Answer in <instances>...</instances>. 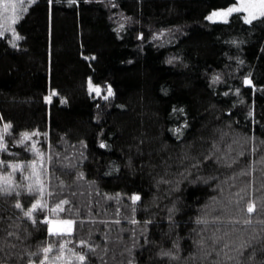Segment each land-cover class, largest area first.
<instances>
[{
    "label": "trees",
    "instance_id": "obj_1",
    "mask_svg": "<svg viewBox=\"0 0 264 264\" xmlns=\"http://www.w3.org/2000/svg\"><path fill=\"white\" fill-rule=\"evenodd\" d=\"M16 2L26 9L13 25L19 47L9 43L11 31L0 36V129L12 122L0 159L24 163L15 190L0 195V264L38 261L49 243L52 258L65 245L68 264H80L72 250L84 252L86 264H128L133 257L136 264H264V18L206 19L236 0ZM11 15V3L7 11L0 4V24ZM174 56L181 59L168 63ZM217 72L223 79L213 84ZM244 75L255 89L244 85ZM90 78L103 90L111 84L114 95L90 93ZM34 129L39 134L15 143ZM101 138L109 147L99 146ZM33 160L53 190L44 197L49 206L68 201L58 215L38 208L36 224L14 203L27 207L36 198L25 179ZM10 171L0 164V172ZM134 192L141 196L135 212ZM44 215L74 220L73 231L50 236ZM161 248L178 256L161 257Z\"/></svg>",
    "mask_w": 264,
    "mask_h": 264
},
{
    "label": "snow or ice",
    "instance_id": "obj_2",
    "mask_svg": "<svg viewBox=\"0 0 264 264\" xmlns=\"http://www.w3.org/2000/svg\"><path fill=\"white\" fill-rule=\"evenodd\" d=\"M30 2L34 3V0H30ZM76 2H79V0H76ZM11 3V17L8 18L3 24H0V36H3L6 31H11L15 39L9 40V43L12 44L14 47H19V44L16 43V40L20 39V34L17 32L16 28L13 26L19 19V11H26V9L23 7V5L20 6L19 10L17 9V2L16 0H0V4H5V10L7 11V4ZM49 3H52V0H49ZM233 13H240L242 14V19L248 23L252 24L253 21L257 20L258 18H264V0H238V2H233L229 4L227 7H221L217 9H213L207 16L206 19L209 21L213 22H228L230 17L232 16ZM120 28H123L124 25L120 24ZM163 32H158L155 34L153 39L156 38V36H162ZM140 37L143 39L144 38V33H140ZM232 43L237 44V46L241 43V41L233 40ZM231 58V57H230ZM181 57L179 56H174L170 57L168 60V63H173L177 60H180ZM237 60H239L240 64H243L244 61L240 59V57H236ZM227 67V66H226ZM237 67H239L237 65ZM223 77L222 75L217 72L212 75V83L213 84H218L222 81ZM243 83L244 85H251L253 89L256 88V84L253 83L252 78L250 75H244L243 76ZM89 91L95 92L97 96L101 95V86L99 84H93L91 81V78L89 79ZM231 89L226 91L224 95H228ZM235 91L237 95L241 93V88L236 87ZM114 95L113 90H112V85L108 84L107 86V94L103 96V99L108 100ZM46 100H50V96L45 97ZM61 102H64V99L61 98ZM97 107H100V105H97ZM177 111V107L173 106V112L175 113ZM179 111L183 112V108H179ZM229 113H231L232 109H228ZM249 115H253L252 112H249ZM0 119H3V117H0ZM97 119H99V116H97ZM255 122V121H253ZM188 126V121L184 120V127ZM12 129V122L7 121L3 124L2 129H0V150L3 151H8L7 147V141L4 138L3 133H9ZM175 133L177 134V138L179 136L183 135V131L181 127L177 126L174 129ZM39 134L38 129H34L33 131L29 132L27 130L23 131L21 133L20 139H16L15 143L17 144H24L25 140L32 139L33 135ZM99 146L101 148H107L109 147V144L106 139L101 138L99 141ZM27 147V145H25ZM32 150L36 151L37 155L40 157L39 165H43L44 162V152L41 151L37 147V142L33 140L32 143ZM52 158L51 156H48V160L50 161ZM205 159H208L207 156H205ZM7 164L9 168L12 170L10 172H0V195H11V193L15 190V172L16 169L19 168L20 171H23L22 165L23 161L20 162H13V161H4L0 159V164ZM32 166V172L25 177V179L29 180V183L27 185V191L29 193H36V198L32 200L31 204L25 207L20 199H16L14 201L15 207L17 209H20L23 212V215L25 217H28L29 219L32 220L33 224L37 223V216L34 214L38 208L40 209H48V211L51 214H56L58 215L60 212L65 211L63 205L68 203L67 199H60L56 202H54L51 206L47 203V201L44 199V197L47 195L48 197L53 196V190L48 188V185L45 184L44 182V175L45 173L41 170V168L38 166V162L36 160L28 162ZM197 163H200L199 160H197ZM118 169V165H114ZM80 175H83L82 173ZM208 179H211V177H208ZM195 181H193L194 183ZM178 186V185H177ZM46 189H48L46 191ZM16 195L19 196L20 193L17 191ZM131 199L133 201V212H135V205L136 202L141 199L140 193L139 192H134L131 195ZM254 205L249 204L248 206V211L252 212L253 211ZM169 215H168V220L171 222L169 225V228L171 229L172 227L175 226L176 221L173 219L175 211H178V209L173 205L172 208L168 209ZM43 221L48 224V233L49 235H60L61 233H71L73 231V224L74 220L72 219H59V218H53L52 215H44L43 216ZM201 217H197V222L199 223ZM119 223V221H116ZM132 223L138 224L140 223L137 221L135 218L132 219ZM152 223L151 219L145 220L143 222L144 227L142 229V234L145 243H150V237L148 235V225ZM8 235H12V233H8ZM136 235L135 230H133V236ZM180 239L179 236H177V240L173 241V245L175 247H179L178 240ZM67 241H65V244ZM80 245H87L88 249L93 250L94 245L91 243H88L87 241L81 239L78 241ZM197 243H203V241H198ZM65 245H61V252L55 257L52 258L49 256V253L52 251L53 245L49 243L48 245L42 247L40 251L43 253L42 257L37 261L33 259H29L27 264H68L69 259L67 257H64L63 254V248ZM137 245L134 243L133 247H136ZM141 248H143L142 245H140ZM129 252L131 253V249H129ZM161 257H169L170 259L176 258L178 256V253L173 252L172 249H164L161 248V250L158 253ZM30 256H35V253H30ZM71 257H74L77 261L80 262V264H86L88 257L84 252H77L75 250H72ZM128 264H136L135 258L129 260Z\"/></svg>",
    "mask_w": 264,
    "mask_h": 264
},
{
    "label": "rangeland",
    "instance_id": "obj_3",
    "mask_svg": "<svg viewBox=\"0 0 264 264\" xmlns=\"http://www.w3.org/2000/svg\"><path fill=\"white\" fill-rule=\"evenodd\" d=\"M236 2H238V0H236ZM92 93H94L95 94V92L93 91ZM107 94V90H103V89H101V95L102 96H104V95H106ZM96 95V94H95ZM100 95V96H101Z\"/></svg>",
    "mask_w": 264,
    "mask_h": 264
}]
</instances>
